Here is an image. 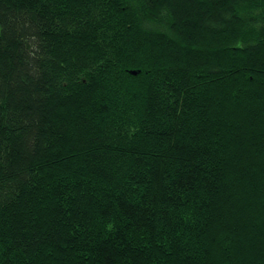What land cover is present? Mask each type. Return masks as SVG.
I'll list each match as a JSON object with an SVG mask.
<instances>
[{"label":"trees","instance_id":"obj_1","mask_svg":"<svg viewBox=\"0 0 264 264\" xmlns=\"http://www.w3.org/2000/svg\"><path fill=\"white\" fill-rule=\"evenodd\" d=\"M0 264H264V0H0Z\"/></svg>","mask_w":264,"mask_h":264},{"label":"water","instance_id":"obj_2","mask_svg":"<svg viewBox=\"0 0 264 264\" xmlns=\"http://www.w3.org/2000/svg\"><path fill=\"white\" fill-rule=\"evenodd\" d=\"M130 72H131L132 74H136V73H137V70L132 69V70H130Z\"/></svg>","mask_w":264,"mask_h":264}]
</instances>
